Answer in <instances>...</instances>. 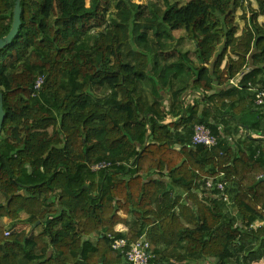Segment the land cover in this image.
Returning a JSON list of instances; mask_svg holds the SVG:
<instances>
[{
    "label": "trees",
    "instance_id": "trees-1",
    "mask_svg": "<svg viewBox=\"0 0 264 264\" xmlns=\"http://www.w3.org/2000/svg\"><path fill=\"white\" fill-rule=\"evenodd\" d=\"M256 1L258 9L250 0H117V8L112 0H21L18 35L0 49V219L36 228L6 235L0 223V264H123L113 241L144 235L151 264L264 261V224L252 227L264 222V146L249 136V149L227 145L198 101L182 112L176 99L170 111L179 118L166 123L160 86L168 42L184 28L203 63L191 86L219 113H253L254 97L233 90L264 89V0ZM14 6L0 0V38ZM197 123L220 145H193ZM103 160L113 166L92 172ZM220 171L232 210L206 188Z\"/></svg>",
    "mask_w": 264,
    "mask_h": 264
},
{
    "label": "crops",
    "instance_id": "crops-1",
    "mask_svg": "<svg viewBox=\"0 0 264 264\" xmlns=\"http://www.w3.org/2000/svg\"><path fill=\"white\" fill-rule=\"evenodd\" d=\"M250 1L252 2L253 7L258 9L259 6L257 1L256 0H250ZM255 1H256V5H255ZM182 2H187V0ZM183 31L184 33L180 35L179 32H183ZM185 33L186 30L184 28L175 30L173 32L174 39L168 42L170 47L174 48V50L178 49V46L180 45H177L176 39H180L179 43L184 41L183 43L184 47L186 48L195 47V49L193 50L188 49L191 51H183L184 54L181 55L180 53L181 57H179V55H176V53L179 54V52L174 51L173 55L168 57L166 56V59L163 58L160 63L161 67L165 69L162 78L163 83H160V86L161 84L164 85V91H162L163 95L165 96L164 108L166 112H168L165 122L170 123L171 121L178 120L179 116L178 114H175L178 110L181 111L183 110L182 112H186L188 105L190 104L192 105L195 101H198V103H200L201 108L204 107L211 111L210 116L213 117L214 120L216 121L221 137L223 138V141L227 145L228 144L231 145L233 148H235V150H238L240 147L249 149L247 143L245 142L246 136H249L250 138L256 139L261 146H264L263 123L261 125L262 128H260L261 130H258L256 127L253 126L255 120L254 122L248 124L250 120L249 119L250 114L248 115L246 113H251V112L244 111L242 113L236 114L235 112L230 111L227 112L228 114H226V112H224L225 114L219 113L217 110H215V108H211V103L207 102L206 99L201 96L203 94L202 90L194 89L193 86H191L193 82V76H195L196 73L195 72L196 69L200 67L203 63L200 62L196 54L195 42L189 39L188 36L185 35ZM189 42L190 44H188ZM164 53H166V51ZM225 62L223 65H225ZM155 76L156 78H160V75H158L157 73ZM183 77L185 80H182ZM233 91H234L233 94H235L236 97H244L246 99L252 98V95L249 91L238 90L237 88L236 90ZM177 92L179 93V95L176 98ZM103 93L106 92L104 91ZM102 97H104V95H102ZM176 99H179L184 103H181L177 111L175 113H172L170 110L173 104L176 102ZM254 108L256 110V113L260 115V118L262 117V119H264V109L255 107V104H254ZM243 122H246L247 125L243 124ZM48 131L52 134L53 128L50 127ZM22 193H24V190H22ZM0 204L2 205L7 204V199L2 193H0ZM21 217L22 220H25L27 219V214L22 213ZM0 223L6 225L7 230H11L12 232L16 230L22 231V237L25 234H31L33 231H35L36 228L34 225L31 226L30 224H27L25 222L19 223L16 227L11 228L13 221L10 217L7 216H4L2 219H0ZM263 224L264 222L260 221V222H256L255 226L258 227ZM119 229L126 230L127 227L120 226ZM212 264H218V263L213 262ZM253 264H264V261L261 260V261L253 262Z\"/></svg>",
    "mask_w": 264,
    "mask_h": 264
},
{
    "label": "built area",
    "instance_id": "built-area-1",
    "mask_svg": "<svg viewBox=\"0 0 264 264\" xmlns=\"http://www.w3.org/2000/svg\"><path fill=\"white\" fill-rule=\"evenodd\" d=\"M46 80V75H38L34 87L33 96H37L39 90H41L44 82ZM232 86L240 87L239 80L237 78L231 79ZM249 89L253 92L255 107L264 108V89H260L253 83H249ZM220 137L212 133L211 129L205 124L197 123L194 126V133L192 136L193 145H203L209 148H214L220 145ZM113 166L111 160H103L95 162L90 165L92 172H99L107 170ZM225 173L219 172V176H209L205 178L206 188L209 191L216 190V197L226 203L227 205L232 204V200L229 194L228 183L224 179ZM214 196V197H215ZM253 224L252 227H256ZM12 231H6V235H10ZM112 237V236H110ZM113 249L120 252L125 257L124 264H151V261L155 259L156 255L151 252V245L146 236H142L139 240L135 242H130L126 238L115 239L112 243ZM161 264V263H158Z\"/></svg>",
    "mask_w": 264,
    "mask_h": 264
},
{
    "label": "water",
    "instance_id": "water-1",
    "mask_svg": "<svg viewBox=\"0 0 264 264\" xmlns=\"http://www.w3.org/2000/svg\"><path fill=\"white\" fill-rule=\"evenodd\" d=\"M22 24V5L21 0H15V6H14V15H13V23L12 27L7 35L0 38V49L6 47L9 45L12 40L18 35V32L20 30V26ZM248 70L244 71L239 79L241 80L243 76L247 73ZM6 110L4 106V94L2 91H0V132L3 128L4 122L6 120ZM221 264V263H218Z\"/></svg>",
    "mask_w": 264,
    "mask_h": 264
},
{
    "label": "rangeland",
    "instance_id": "rangeland-1",
    "mask_svg": "<svg viewBox=\"0 0 264 264\" xmlns=\"http://www.w3.org/2000/svg\"><path fill=\"white\" fill-rule=\"evenodd\" d=\"M133 1H137V2H139V3H146V2H156V1H158V2H162V0H133ZM181 1H185V0H181ZM188 1V0H187ZM112 5H113V8H117V0H112ZM255 5H256V1H255ZM244 12V11H243ZM242 10H241V8L240 9H238V11H236V20H237V22L240 24V26H239V34L242 32V27H244L245 26V20L242 18ZM259 21L261 22V23H264V17L263 16H260L259 17ZM182 33H184V31L183 32H179V34L181 35ZM185 35H187V33H185ZM179 41H180V39H176V42H177V45H180V46H178V49H175L174 50V48H170V50H168V51H166V55H165V59H166V56L168 57V56H171V55H173V52L174 51H177V52H179V54H177L176 53V55H179V57H181L180 56V53H181V55L182 54H184L183 53V51H191V50H193V49H195V47H189V48H186V47H184L183 46V43H184V41H182L181 43H179ZM175 42V41H174ZM188 44H190V42L188 43ZM188 49H191V50H188ZM249 92L251 93V95H252V91L249 89ZM253 96V95H252ZM256 113V110L255 111H253V113L252 114H250L249 115V122H248V124H250V123H252V122H254V120H256V116H257V118H258V116H260V115H258L257 113ZM253 118V119H252ZM261 121H262V123H263V129H264V119H260ZM262 123H261V125H262ZM227 209H233V207H232V205H227ZM39 230V229H38ZM124 264V263H123Z\"/></svg>",
    "mask_w": 264,
    "mask_h": 264
}]
</instances>
